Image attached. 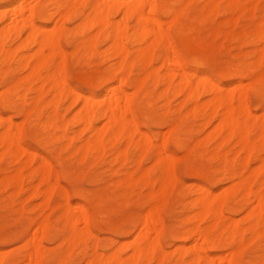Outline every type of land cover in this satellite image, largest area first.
Instances as JSON below:
<instances>
[{
	"label": "rangeland",
	"instance_id": "374dc122",
	"mask_svg": "<svg viewBox=\"0 0 264 264\" xmlns=\"http://www.w3.org/2000/svg\"><path fill=\"white\" fill-rule=\"evenodd\" d=\"M35 1L36 0H33L32 3H34ZM43 1L45 3H46V1L47 2L49 1L48 2V8L50 9V11H52L53 9H54L53 11H55V9L58 10L57 12H55V14H54L55 16L52 18V20L47 23L48 29L54 28L55 26H54L53 20H57L59 23L60 22L59 20H61L60 18L57 19V17H58L57 15H59V11L63 12L64 10H66L64 8L65 7V0H61V2H60L61 4H56V6H58V8L53 7L55 5L50 3V0H43ZM127 1H129V0H127ZM167 1H169L168 4H167L166 0H164L163 3L165 2V4L168 6L167 7L165 5L167 8L174 9L173 14L172 13L170 15L167 14L163 8L164 6L161 9L160 6L163 3L159 2V9H158L157 15L162 20H164V25H163L164 27L166 26V24H167V26H169V28H167V26H166V28L168 30L167 32H166V28H164V29L166 32L165 33L166 36H167V33H168V35L170 34L168 36L170 42L169 43H168V41L164 42V39H163L162 42L157 45V47H156V55L157 56H155V58H154V61H153L154 67L153 68L156 70V72L160 71L161 74L165 75V78H166L168 76L167 74L171 73L168 70L171 68V66H170V68H168L169 66H167V67L162 66V63H163L162 56L165 54V52L167 54V51H168V53L170 52L169 55H171V54L173 55V53H174L173 51L176 50V53H174V55L181 56L183 61H185V63L188 66L187 69H188L189 73H191V71L195 72L196 70L199 71L200 73L205 72L206 74H209L211 81H214V82L217 81V84L220 82L221 84L220 83L218 84L220 93H219L218 89H216V86L218 87V85H216L214 88V85L213 84L210 85L209 84L210 82H208L207 85H209V86L206 85V87L200 89V91L202 89L203 90H202V92H199L200 95L198 96V99H196V98H195V100L189 99V98L184 99L183 95H185V93L178 91L179 89H177V88H179V85L175 89L176 85L174 86V84H172L174 82L177 84H178V82L180 83V81H179L181 79L180 72L182 73V71H181L182 69L180 70L177 67H175V70L177 69L176 71L173 69L174 72H172L171 75H173V73H174L175 76H173V78L171 77L172 79H170L171 80L170 83H168V82L166 83L164 76L161 77V75H159L160 74V72H159V73L155 74L152 77V79L147 81L144 88H142L139 91L138 90L134 91V90H136V89H134V88H136L135 84L139 80H141L142 73H145L144 71H146L144 68L149 67V66L145 65L137 57H136V59L134 57L135 60L133 58H132V60H133V63H135V64L132 65L133 66L132 70L128 76L127 81H125V83L122 80L124 75L122 74L123 76H120L121 73L120 74L118 73L116 76H114V75L112 76V74H110V76H108L110 73V70L115 65V61H117L115 56L114 55L111 56L112 53L108 50V48H110V43L105 38H103V36H99L98 38L96 37L97 39L94 38L95 39L94 40L95 41V47L97 48V50H100V51L94 52L96 50V48L93 47V51L91 50L90 52H88L90 54L86 53L85 55H83V53L81 52L82 54L80 53V54H78V56H76V55L73 56V54H75V52H74L75 51V49H74L75 44H77L76 43L77 41L81 40V33L78 31V28L76 29V25L78 26L81 19L76 18V20H75V18H71L73 21H69L68 19H65L63 21V19H62L63 23H61L60 25L63 26V24H64V28H65L66 32H65V34H63L60 37L59 42H60L61 47L64 49V51L67 52L66 56H65L66 68L64 69L65 70L64 75L67 79L68 85H70L69 87L73 88V91L77 90V91L81 92L83 95H87V94L92 93V94H95L96 96H99L100 98H103L104 94L106 92L105 89L108 88V86H110L112 84L114 85L116 82H117L116 84H118L119 80L122 81V84L120 83L116 87L121 86L123 89H126V91L130 90V91H128L129 93H133V92L135 93L136 92L135 94L134 93L132 94V97L134 98L133 108H132V111H130L131 114L128 113L129 115L127 114V116L129 117L130 115H133V117H134L133 120L137 121V124L140 128V131H135V133L133 134V141L131 143H129L130 140L128 138L121 139V141L120 140H111L109 144L105 143V144H108V146L105 145V150H103V153H101V155L102 154L103 155L102 156L100 155L101 157L99 156L100 158H98L97 155H89V156H91V159L89 156H87L85 159H83L81 157L80 153L78 152L79 148L75 152H73L74 150H72V149H74L75 146L80 145L84 139L88 140V137H90V135H91L89 133L90 130L85 128L84 126H82L84 123H82V122L80 123L77 121H75V123L72 122V119H73L74 114H75V110L77 111V109H78L77 107H79L80 104L82 106V103H83L82 99L83 98L79 99V100L72 99V97H71L72 95H67L68 92L66 91V93H65L66 96L64 95L63 97H61V99H59L60 101H58V106H57L58 109H55L56 108L55 105H57V104L53 105L54 103H51V100L54 96L52 95L53 93H49V92H52V91H50V87L48 85L49 83H51L49 81L46 83V86H45L46 92L43 95V97H44L43 100L41 101V103L44 102V105L46 104L45 102L48 101L47 106L46 107L42 106L41 110L38 108L36 111V114H34V118L32 120H26L25 119L24 122L22 123V120L24 119V118H22V116L24 115L21 112L22 108H28L29 107V104L31 102L29 99L32 100L34 97V95H32V94H36L37 89L43 85V83L41 81H39V80L35 81L34 80L35 82L32 81V84L30 85L31 88L26 91L28 93V96H32V97H28L27 101H30V102H23L22 103L21 101H19L17 106L7 107V108L4 107L5 109L3 108V105H0V113L4 117L10 115L11 117L10 116L9 117L13 118L14 121L16 122V125H15L16 129H14V132L16 130L19 131L16 126L21 125V123L23 124L22 128L20 129L21 133L19 134L18 132H15L16 136H18L20 138L18 139V137H17L15 139V140H17V142L14 140V142H15L14 148L16 146V143H17V145L18 144L21 145V146H19V145L17 146L18 147L17 150L22 151V150H24L25 147L27 148V150L25 148V150L27 152L26 151L23 152V155H19L21 153V151L20 152L17 151L18 154H16L15 156L14 155L11 156L12 154L10 155L9 153H7L9 155L6 156V155H4L6 153L3 154V152H4L3 147L0 146V154L1 155L3 154L2 157L0 155V188H1L0 189L1 190L0 191V253L1 254L3 253L2 256L4 255V253H7V255L5 254L6 256L4 255L5 259L3 260L2 264L8 263L7 259H6V258H9L8 255L12 256L8 259L10 261L8 264H11V262H13V261H15V264L16 263L21 264L22 262L24 263V261L27 259V257H25L27 255V254H25V252L28 250V252L30 253L33 250V248H32L33 243L31 242L32 245L30 246L31 243L27 242L28 240H25V238H27L28 236L29 237L31 236L30 238H32V236L36 233V231H35L36 224L37 223L39 224V225L37 224V228H38L41 224H43L44 221H42V220L44 218H47V219L50 218V219L48 220L49 222L45 221L47 223L46 234H43V236H42V232H40L41 235L38 233V236L39 235L42 236V241H41L42 244H45L44 245L45 248L43 249V255L45 256V259H43L44 256H42L41 262H39L40 264H61L63 262L62 260H64V262H66V264H98L99 261H101V263H102V260L104 258L107 260H103V264H104V262H105V264H108V263L109 264H138L139 262H140L139 264H142V262L139 261L138 259L132 258V253L134 252V250L132 251L133 248H132L131 244L133 245V240L135 241V239H137L136 238L137 237L136 231H138V233L140 232V230L142 228V223H143L142 220L144 219L145 215H148L147 214L148 212L149 213H151V212L155 213V215L159 218V220H161L159 223L163 222V224L162 223L161 224L164 226V231H165L163 233L162 237L160 238V246L162 245L161 248H164V251H166V252L162 253L163 252L162 249L160 250V248H158V251L159 250L162 251L161 253L163 256L161 254L158 255V251H157L152 256V258L150 256V263L151 264H159L158 261H160V259L158 257L164 258L161 261L162 263L160 262L161 264H193V260H194V258H196V256H200V259H201V261H203V263H205V260L207 261V259L210 258L209 257L210 255L212 257V254H214L213 256H216V254L219 255V253H222L226 256H230V254L232 253L231 251H234L233 250L234 248H233V246H231V244H230L231 247L228 245L229 244V238H228V243L225 242L227 240H226V237H224V235L227 233L226 235L228 236V233H229L230 229H232V227H234V228L238 227L236 229H232V230H234V233H231L232 235H230L231 236L230 239L233 238L232 241H235V244H237V242H238V247L242 246L241 247L242 249L240 248L241 249L240 260H241L242 264H249V262L251 264L252 263L253 264H264V230H263L264 224L262 223L261 225L257 226L256 228H253L254 226H253L252 222H254V221H252V219H250L248 217L249 212L253 211V209H255L257 206L256 204L258 203L255 190L256 189L261 190L260 186H264V179H263L264 178V169L262 170L263 172L258 174V176L256 174H253L254 172L252 170H250V167H251V169L253 168V170H254L257 167L262 165L261 160L263 159L264 152H261V151L264 150V143H263V139H260V137H258V135H259V133L261 134V125H262L261 121L263 120L264 116L262 114H260V116L257 117L258 120L255 119L256 117H253L254 118L253 120H255V122H254L255 126L253 128L252 125H254V124L250 125V126H252V128L249 130L250 141L252 140L251 138L255 139L256 141L252 140L253 142H256V143H254L255 147L259 146L258 148L254 149V150H256V151L258 150L259 152H261V153H258V151L257 152L254 151L253 157H254V155L260 154V156H256L259 159L256 157H255L256 160L252 158L251 160L248 161L250 164L248 166H245L246 161H247V154L245 151H244L245 153H243L242 148L239 149L240 143L237 142L238 144H236L234 142V140L237 137H231L230 139H228V140L226 139V141L223 142L221 139L222 138L224 139L225 137L216 136L213 134L214 133L213 130L215 128V126L213 127V125L218 124L217 121L219 119L218 118L219 117V111L223 108L225 110V107L223 106L221 108L216 109L217 112L214 111L215 113L212 116V115H210V113L213 114V112L208 111L210 109V107H212V105L207 106V107H205V105L204 106L202 105V103L206 102V100L212 99L214 97L213 94H217V91L219 94H221L224 91L226 93L227 90H235L234 84L236 82H238L239 78H240L241 79L240 81L242 83H244V85H245L244 87L247 88V94H248L247 101H248V105H249L251 112H255V113L257 112V114L254 113L255 116L259 115V113L262 112L261 106L264 104V89H263L264 88V86H263L264 85V76L262 78L263 80H261L263 82L261 83V81H260V84H259V86H261V87H259L260 88L259 92L262 93V95L259 92H258L259 95L257 92H254L253 88L251 91V87H253L252 85H254V84H252L254 81L252 78V75L257 77V76H259V75H257V73H260L261 70L264 72V65L261 66L264 63V59H263V57H264V39H262V38H264V34H263L264 33V24L261 23V22H264V0H240L241 4L238 2L240 4L239 6L237 3L238 0H236V1L234 0L235 1L234 3L235 4L237 3L236 4L237 6L235 4H230V3L227 4V2H228L227 0H215L216 4L218 3V5H216L217 7L214 6L215 8L213 7L214 10L211 6H210L211 8L209 6H206V5H209V4H207L208 3L207 0H205V1L204 0H191L188 4H186L187 6L185 8L183 7L185 9L184 12L182 11L183 8H181L180 5H183L182 3H185L186 0H167ZM171 1L172 2L175 1V3H172ZM161 2H162V0H161ZM90 3H92V0ZM62 5H64V6H62ZM184 6H185V4H184ZM218 6H219V8H218ZM231 6H233V7H231ZM234 6L236 7V9L232 10L233 8H235ZM7 7H10L8 5V1L0 0V10L1 9L3 10L5 8V10L9 11V13H8V15H9L11 12V7H10V9L9 8L6 9ZM166 7H165V9H166ZM208 8L212 9L213 12L210 11V9L207 10ZM147 9L149 11V8H147ZM82 10L85 13H88L87 10L90 11L89 6L88 7L86 6V8L84 7ZM200 11H201V13H200ZM215 11H216V13H215ZM114 12H112L114 16L111 14L112 15L111 18L114 19V21H117V20H120L121 18H123V16L120 15L122 11H117V12H115L116 14H114ZM174 12L178 13V14H180V12H181V14H180V16H178V20L172 24L170 21H173V15L175 14ZM11 14H10V16L7 15L5 18L0 17V26H2V27L5 26V24H3L4 21H6V22L8 21L7 24L9 22H11V21H9V19L12 18ZM165 14H166V16H165ZM183 15H184V17H183ZM167 18H168V20H167ZM36 20H39L38 17H36ZM165 20L167 21L166 23H165ZM120 21H122V20H120ZM77 22H78V24H77ZM125 23L126 24L128 23L127 24L129 26L128 29H129V32L131 34L133 31L132 30L133 28H131V27L136 24L135 17L128 18ZM255 23L258 26H259L258 23H260V26L263 27V30L261 32L259 31L260 28L257 27V25ZM152 26L155 28L157 27L154 24ZM254 26H256V29L259 28V30H256V31L260 32L259 35L261 36V38L259 36L257 40L254 39V41H253V37L256 38L255 36L257 34V32L256 33L254 32L255 31ZM130 28H131V31H130ZM0 29H2V28H0ZM75 29H76V31H75ZM17 30H18V32L15 35H17L18 33H20V34H18L19 37L16 36L15 39H13V37H12L15 30H13L14 32L11 31V33L6 35V39H7L6 43L9 41L8 43H9V46L11 48L12 47L14 48V46H16V45L18 46V44H19L18 42H19L21 36H23V38H24V36L26 35L25 34L26 32L19 31L21 29L18 28ZM178 30H179V33H178ZM68 32H70L72 34V36L69 34V37L66 38L67 37L66 34L68 35ZM73 32L75 33V36H76L75 38L73 37V35H74ZM97 32H98V28H91L88 31L87 35L89 34L90 37L91 36L94 37L97 34ZM261 33H262V35H261ZM130 34H129V36H130ZM241 35H242V37H241ZM251 35H253V37ZM248 36H250V37H248ZM251 37H252V39H251ZM72 38L74 41L72 40ZM165 38L168 39L167 37H165ZM69 39H71V40H69ZM133 43L135 45H133ZM164 43L169 44L168 47H170L169 48L170 51H169V49H167L168 47L166 48L167 45L165 47L163 46ZM125 44L126 45L128 44L127 46L129 48L132 46L135 47L136 45H138L135 42V40H133L131 37H130L129 41L127 39H125ZM9 46H7V47L9 48ZM35 47H36V45L33 44L30 47V49L35 50L34 49ZM99 47H100V49H99ZM172 48H173V51H171ZM73 49H74V51H73ZM255 49L257 51L259 50L258 51L259 53L255 52L256 51ZM245 51H247V52H245ZM97 52H99V53H97ZM260 53L261 54L263 53L262 54L263 57H261V58H260V56H261ZM104 54H105V57L107 55L108 56L106 58H104V56H103ZM193 54H194V56H193ZM245 54H247V56H249V57H247ZM259 54H260V56L258 58ZM82 55H83L84 59H83V57L79 58V56H82ZM87 55L88 56L91 55V56L88 57ZM133 56H136V55H134V51L132 52L131 57H133ZM100 57H103L104 59L100 58ZM163 57H165V56H163ZM256 58H258V60L263 59V61L260 64H257L258 60ZM51 60H52V62L50 63L51 65L48 64V66H46V70H49V72L53 68L54 63L57 65L59 59L53 57V59H50L49 62ZM75 60L77 62H79V64L77 62H75ZM83 60H85V62ZM249 60H252L254 62H251L249 64L248 63ZM56 61H57V63H56ZM86 61H88L89 63L87 64ZM138 62H140V63L138 64ZM239 62H240V65H239ZM242 62H243V64H242ZM74 63H75V65H74ZM142 63L145 66L141 65ZM254 64L256 65L255 66L256 69L253 68ZM11 65L13 67V70H15V71H12L13 75L11 74V77H9L10 75L8 76L9 79H18L19 76L21 78V76L26 75V73H27V72H25L26 70H21V68L17 65L16 62L12 61ZM135 66H137V67H135ZM159 67H161V69ZM172 67H174L173 64H172ZM227 67H228V69H227ZM233 67H235V68H233ZM242 67L244 69H242ZM109 68H110V70H109ZM229 68H230V70H229ZM250 69H252L253 71H251ZM46 70L44 69L43 72H45ZM105 70H108V71L105 72ZM233 70H235V71H233ZM244 70H245V72H244ZM166 71H168V72H166ZM49 72L46 71L45 73H49ZM132 72L134 74H132ZM239 72H241L242 74L240 75ZM221 73L223 75H221ZM247 73H248V75H247ZM190 75H189V77H190ZM246 75H247V77H246ZM261 75H263V74H261ZM117 76H119V77H117ZM139 76H140V79H138ZM191 76H193V77H190L192 82L193 81H194V83H195V81L197 82V80H195V79H198L197 75L195 76L196 78L194 77V73ZM104 77H106V78H104ZM109 77H110V79H109ZM103 78L106 80H103ZM135 78H136V81H135ZM158 78H160V79H158ZM167 78L169 79V76ZM2 79H3V75H2V77L0 76V80H2ZM137 79H138V81H137ZM168 79H167V81H169ZM102 80L104 81V83H102L103 82ZM133 80L135 81V83L133 82ZM128 81H130V82H128ZM160 81H162V82H160ZM153 82L155 84H157L156 87L154 85L155 88H153ZM148 83H151V84H148ZM250 83H251V85H250ZM127 84H128V86H127ZM168 84H171V86L170 85L168 86ZM113 85H112V87H113ZM220 85L222 86V88ZM28 86H29V84H28ZM167 86L171 87V88L168 89V94L166 95V93L164 91H166ZM148 87L150 88V92L148 89L145 90ZM32 88H36V89H32ZM162 88L165 90H163ZM2 89H4V87L0 86V92ZM68 89H70V88H68ZM170 89H171V91H170ZM209 89L210 90L212 89L213 91L212 90L210 91ZM215 89L217 90L216 93L214 91ZM222 89H223V91H222ZM239 89L240 88L236 89L237 93L240 90L242 91V89H240V90ZM33 90H35V91H33ZM204 90H205V92H208V93L203 95ZM243 90H244V88H243ZM21 91L25 92V89L21 90ZM143 91H147L146 92L147 95ZM161 92L165 93L164 96H163V93H161ZM170 92H174L175 95H172L174 93L170 94ZM160 93H161V95H160ZM225 93H224V95H225ZM237 93H235L236 97L239 96V93H238V95H236ZM142 94H145V96H143L141 98ZM147 96H149V98ZM236 97H234V100H233L235 107L238 105V100H239V98L238 97L236 98ZM65 98H66V100H65ZM73 98H77V96L74 94ZM170 98H172V99H170ZM138 99L140 101L141 100L142 101L137 102ZM183 99L186 101H184V103L182 105ZM145 100L146 101L149 100L150 101L149 103H152V105L150 106V104L146 103ZM73 101L76 103L72 104ZM167 102H169V103L167 104ZM55 103H57V102H55ZM140 104H143V105H140ZM164 104H165V106H164ZM200 104H201V107L203 106V107H205V109L203 107L202 108L204 110L200 108L201 114H197L196 111L198 113L200 112L198 110V106ZM139 106H141V107H139ZM59 107L62 109H59ZM217 107H218V105H217ZM8 108H10V109H8ZM141 108H142V110L140 111ZM166 108H169V109L165 112L164 109L166 110ZM186 108H187V110L185 111ZM195 108H197V109H195ZM213 108H215V106ZM193 109H194V112H193ZM39 110L41 112H39ZM55 110L59 111L60 114L68 120V122H67V120H65L64 117L60 116L59 114H58V116L61 117V120H60L61 123H63V122L64 123L61 124L60 121L58 122V119H59V117L57 116L58 112L56 113ZM143 110H145L144 111L145 113L143 112ZM184 111H185V113H184ZM190 111H191V113H193L192 115H194V116L191 115L193 118L189 117ZM182 112H183V114H182ZM220 112H222V110ZM53 113H55L57 118L54 117L55 115H47V114H53ZM239 114H240V112H239ZM36 115H38L39 118H37ZM145 115H147V117ZM261 115L263 117H261ZM131 117L132 116L129 117L130 120H132ZM241 117H243V114L241 115ZM249 117H248V119H250ZM178 118L180 120H177ZM4 119H9V118L5 117ZM47 120L53 121V123H52V126L50 125V127H48V128L46 125V127H45L46 130H45V128H43V127L45 126V124L48 123ZM100 120H102L103 124L100 123ZM100 120L98 119L97 122L95 120V125L99 124L100 126L99 125H96V126H99L100 129H103L106 119L100 118ZM146 120H148V123ZM35 121L39 122V123H35ZM6 122H7V120L1 121V123H0V127H1L0 128V134L2 133V131L5 130V127H3V126L9 124ZM18 122H20V124L17 125ZM66 122H67V124H66ZM174 122L176 124H173L174 125V127H172L173 129L172 130L170 129L171 131H169V125L171 126L172 123H174ZM41 123H43L44 126L41 125ZM166 123H168V124H166ZM251 123H252V121H251ZM1 124H2V126H1ZM60 124H61V126L63 125L62 127L64 128V131H63V129H61L62 127L60 126ZM54 125H55V127L58 126V128L54 129V127H53ZM67 126H68L69 130H68V128H65ZM82 128L84 129V131L82 130ZM131 128H135V127H133L131 125ZM43 129H44V131H43ZM185 129L186 130L188 129L189 132L188 131L186 132ZM258 129H259V131H258ZM142 130H143V132L146 131V133H148L151 136L152 143L155 141L154 142L155 145H154V143L151 145L150 140L143 145V132H141ZM48 131H49V133H47ZM81 131H82V133H81ZM162 132H164V133H162ZM250 132H251V134H250ZM17 133L19 135H17ZM65 133H67V134H65ZM152 133L154 134V136ZM49 135H50V137H49ZM52 135L53 136L55 135L56 139ZM65 135H67V138H64V137H66ZM68 135H70V137H71V138L69 137L70 140L68 138ZM75 135H76V138H75ZM163 136H165L166 138H163ZM174 136L175 137L180 136L179 139H180V141L182 139L183 145L178 144L175 141V138L173 139ZM153 137L156 138L157 140H155ZM196 138H198V139H196ZM66 139H68V141ZM125 139L129 140V141L127 140V142L130 145H128V143H126ZM71 140H72V142L69 143ZM195 141L198 142L199 144L195 143ZM252 141H251V143H252ZM67 142L71 146L67 145V147H66L64 144H66ZM85 142H83V144ZM194 143L196 144V146ZM83 144L80 145V147L83 146ZM219 144H222V145L220 146ZM131 145H133L134 147H132ZM163 145L165 146V150L163 149L164 148ZM63 146H65L66 148ZM160 146H162L163 148ZM118 147L119 148L121 147L120 148L121 150H123V149L125 150L127 147L128 148V150L126 149L127 153L124 151V156H123L122 151L117 149ZM106 148H107V150H106ZM152 148L154 150H152ZM181 148H183L184 150H182ZM217 148L220 150V152L218 151ZM112 149H113V151H112ZM155 149H157L156 151H158V149L159 150L161 149L162 152L164 150L165 151V154H163L164 158H165V156L167 158L170 155V153H171V155L174 154L173 156L175 157L174 158L175 161H173V162L175 164L173 163L172 175H170V179H172L173 181L176 180V181H174L175 184L173 182L174 185L172 183H170L172 180L167 184V182H165V180L167 181V179L164 180L165 177L162 178L167 173H166V170H164L165 171L164 172V171H162L163 169H161L164 162H161V163H163L162 165H161V163L156 164L157 162L155 160V156L157 154H154V153H156ZM186 149L190 150V151L188 152ZM29 150L36 151L34 154L35 157H31L33 159V161H31L32 159L29 158V155H31V156L33 155V154H30L31 151L28 152ZM239 150H241V151L239 152ZM214 151H217V152H214ZM236 152L238 153V155ZM69 153H72L71 154L72 156L69 157ZM182 153H183V155H182ZM209 153H210V156L207 157L209 155ZM126 154H128V155L126 156ZM214 154H217V156H214ZM235 154H236V156L234 157ZM41 155H43V157H46L45 163H43V161H42L43 157H41L42 159L39 157ZM79 155L82 159H78ZM115 155H116L117 159L114 157ZM184 155H186V156H184ZM223 155L227 157L224 159L228 160V157L231 158L228 160L229 163H231V164L235 158L233 164L229 166L230 168L227 166L228 161H227V164H226V161L224 162V159L222 158ZM142 157H144V158H142ZM97 158H98V160H97ZM242 158H244V159H242ZM143 159H145V160H143ZM81 160H82V162H81ZM164 160H166V159H164ZM242 160L245 163L244 162L242 163L241 162ZM59 161H60V164H59ZM77 161H79V162H77ZM251 161H253V162H251ZM96 162H97V164H96ZM240 162L242 164H244L243 167L241 166ZM48 163L52 164V165H50L51 171H48V170H50V166H48L49 169L47 171L50 173H49V176H47L48 174H45V175L47 177H49L50 181L56 180L58 178V180H56V181H58L57 185L55 186V188L53 187L54 190L52 188L53 193H51L52 190L50 188L51 184H49L50 181L48 182L49 179L44 178L46 176L42 174L43 170L45 169L43 167V165H46V168H47ZM223 164H225V165H223ZM234 164L238 165V168H236V165H234ZM154 165H155V167H154ZM156 165H158V166H156ZM40 167H43L44 169L40 168ZM140 167H141V169H139ZM163 168H164V166H163ZM194 168H195V170H194ZM39 169H41L42 171H40ZM55 170H56V172H55ZM138 170H140V171L138 172ZM17 171H18V173H17ZM227 171H229V172L227 173ZM242 171H243V173H242ZM40 172H42V173H40ZM239 172L242 174L240 175ZM55 173L58 174V176L56 179H53L56 175ZM149 173H150V175H149ZM41 174L43 177L40 176ZM175 174H176V176H175ZM244 174L247 175V177L246 176L245 177L249 181L247 183V185H249V187H250L249 183L250 182L252 183L251 184L252 193L246 194V196L247 195L249 196L248 200H247V197L245 196V194H244V196L246 197L245 199L243 196H241L242 193H244V192H238V193H236L235 196L233 195L234 197L231 196L230 200H229V206H231L230 208L233 207L232 210H230L228 212L229 206H227L224 208V211H223L224 216H223V214L221 215L224 218L225 214H226V217L228 219H222V217L220 218V216H218L216 218H212L211 217L212 215H209L208 217H206L204 215L201 216L200 211H198V206L197 205L195 206V204H196V202L194 203L195 199H194V201L192 199L195 196H196L195 198H197V196L199 195V194L196 195L200 191V189H198L200 187L196 186L197 184L204 185L205 187L207 186V188L211 189L210 191L212 193H214L213 195L217 196L219 194H222V192H224V190L226 188L230 187L228 185L233 184V186H235L236 185L235 181H238L239 178L244 176ZM237 175H238V177H236ZM171 176H173L176 179H173V177L171 178ZM126 177L127 178L129 177L128 183H131V182L133 183L135 181L132 184V186H131V184L130 185L128 184V186H127V183L124 180L122 183H124V182L125 183L120 186V184H122L121 183L122 180L119 182L118 179L125 178V180H126L127 179ZM145 177H147L146 178L147 180L143 179ZM152 177H153V181H155V182L150 184V182L152 180H148V179H152ZM12 178L15 180L12 181ZM237 178H238V180H236ZM46 179H47V181H46ZM144 180H145V182H144L145 185L143 183ZM116 181H118V183ZM13 182H15L16 188H15V186H13L14 185ZM59 182H60V184H59ZM10 183H13V185ZM50 183H53V182H50ZM165 183H166V185H165ZM18 184H19V187H18V191H17ZM54 184H56V182ZM58 185H61L63 188L64 187L66 188V189L64 188L63 190L67 191L68 194L66 196H68V197H66L64 194H62V193H64V191L62 192V187L59 186V188H58ZM124 185H125V187H124ZM164 185L166 186L165 187L166 189L164 188ZM172 186H173V188H172ZM35 188H38V189L42 188L43 191H41V192H43V193L45 190L46 195H45V193L43 194L44 198L42 197V194L38 189H37L38 190L37 192L36 191L34 192V193H36V195L33 194V191L35 190ZM162 188H164V189H162ZM168 188L171 189L170 192H166L169 190ZM197 190H199V191L197 192ZM39 192H40V195H38ZM256 192H258V191L256 190ZM47 193H49L48 195H52V196H50V200L45 199L47 196ZM79 193H81V194L79 195ZM90 193H92V194H90ZM165 193H166V195H165ZM215 193L217 195H215ZM153 194H155V195H153ZM157 194H159V196H157ZM88 195L90 197L87 198ZM65 198L71 199L74 204H77L75 202L82 204V209L80 206L76 207V209L77 208L81 209V212L79 211V213H82L83 210L87 211L89 213V215L91 216L92 220H91L89 230L86 227H84V223H83L84 220H81L83 222L78 224L80 231L82 228H85L86 230L89 231V232L85 231L87 235L90 233V230H91V233L93 232L92 237L90 235H89L90 237L85 236L86 234L82 235V237L83 236L86 237L84 242L87 243V245L85 243H83L82 241H78L82 238L76 239V242L74 241V243L76 245V246L74 245L75 248L73 247L72 241L70 242L69 247L67 246L68 248L65 247V244L67 245L69 243L68 241H70V239H69L70 237L68 238L69 240H66V243L62 242L65 240V238L63 240V236L64 237L66 235L68 236V233L72 232V230H71L72 228L70 226H68V224L71 225L69 220L71 217L70 213H72V210L67 212V214H66L64 212L65 210L63 211V209H62L65 205L63 202L66 200ZM84 198H87V199H84ZM101 198H103V199H101ZM61 199H62V201H61ZM192 201L194 204H191ZM244 201H245V203H244ZM46 203H47V205H46ZM95 203H96V205H95ZM241 203H242V206H240ZM45 205H46V207H45ZM55 205H56V207H55ZM190 205L195 206V208L190 206ZM246 205L248 207H246ZM158 206L161 207V208L159 207L160 210L157 208ZM51 207H53V209ZM156 208L159 211L158 214H157V211L155 210ZM234 208H235V210H234ZM238 209H239V211H238ZM196 210L198 211V213H200V216L202 218L200 216H198V213ZM61 211H63L65 214L63 215ZM59 215H62V216H59ZM151 215L155 216L153 214H151ZM185 215L186 216L189 215L190 218H188V217L186 218ZM157 217H154V218H157ZM199 217L201 218V220ZM204 217H205V219H204ZM209 217H211V218L209 219ZM184 218L187 220L189 219L188 222ZM217 218H218V220H217ZM219 218H220V220H219ZM229 218L230 219L235 218V220H238V222L236 221V224H235L234 223L235 220L234 221L233 220L228 221V220H230ZM215 219H216V222H214ZM182 220L184 222H182ZM217 221H218V223H217ZM65 223L67 224L66 226H65ZM134 223H136V224L134 225ZM215 223L217 225L221 224V225H219L220 228L215 229V227H214V228H212L213 229L212 230L209 226H211V225L215 226ZM232 223H234V224H232ZM237 223L238 224L240 223L239 224L240 226H238ZM229 224L231 226L228 228L227 227L225 228V225L228 226ZM234 225H237V226H234ZM135 226H137V227H135ZM139 226L141 228H139ZM219 226H217V227H219ZM221 226H223L225 228V230H228V232H226L223 228L222 230H224L225 234L222 233V235H221V233H219V232H222L220 230ZM241 226H243V227L241 228ZM117 227H118V229H117ZM196 227L201 229L199 232L204 230L203 232H201L204 235L207 233L209 234L208 231L212 230L211 231L212 236H211V233L209 234V236L212 239H214L216 236L214 241H216V239L218 240V238H219V240H218L219 242L216 241L217 244L212 245V246L216 245L214 247V249H213V247H210L211 245L209 246V245L205 244V240H202L203 236L201 235V233H198V228H196ZM208 227L211 230L205 231V229L207 230ZM193 228L196 230H193ZM243 228H244L245 232H244V234H241L240 230L243 231ZM85 229H83V231ZM188 229H189V231H188ZM256 229H257L256 232H258V235H260V236H258L257 233L255 232ZM130 230H133V231H130ZM182 230H184V231L182 232ZM232 230L230 232H232ZM152 231L155 233H153ZM85 232H83V233H85ZM127 232H128V234L125 235ZM129 232H130V234H129ZM189 232H191V233H189ZM205 232H207V233H205ZM253 232L257 236L254 235ZM119 233L121 236L119 235ZM156 233H157L156 231L151 230L150 234H153V236H154ZM195 233L196 234L198 233L201 236L198 234L196 235ZM177 234L178 235L180 234V236H178V238H179L178 240H177V236H176V238L174 236ZM69 235H71V233H69ZM134 235H135V237H134ZM182 235L183 236L186 235L187 239L183 240L181 238V237H183ZM195 235H196V237H195ZM219 235H220V237H218ZM234 235L236 238L232 237ZM238 235H239V237H238ZM241 235H242V240H243V241L241 240L242 242H240ZM155 236H157V234ZM155 236L153 238H156ZM197 236H198V239L197 240L194 239V237L197 238ZM29 237H28V239H29ZM84 237H83V239H84ZM87 237L89 238V240ZM131 237L134 239H132ZM171 237H173V238H171ZM188 237H190V238H188ZM237 237H238V240H237ZM222 238H224V239H222ZM39 239H40V237H39ZM152 239L150 238V242L153 244L154 241H152ZM153 240H155V239H153ZM223 240H224L225 244H222L223 246L219 245V243L223 242ZM77 241H78V244H76ZM196 241L200 244H198ZM203 241H204V243H203ZM26 242H27V244H26ZM129 242L131 243L130 245H129ZM177 243H178V245H177ZM182 244L183 245L185 244L186 248L188 249L187 250L188 252H187L186 256H184V257L182 255H185V254H181L179 252V248H178ZM195 244H197L198 246ZM201 244L203 245L202 247L204 249H206L205 251L201 248ZM61 245H62V249H60ZM126 245H127V247H126ZM24 246H27V247L24 248ZM130 246L132 249L130 248ZM195 246L197 247V249L195 248ZM206 246H208V247H206ZM221 246H222V249H221ZM121 247H122V249H121ZM65 248L67 250H65ZM95 249H97L99 251V253H95V251H97ZM61 250L63 252H61ZM64 250H65V252H64ZM201 250H203V251H201ZM22 251H23V253H22ZM130 251H132V253ZM117 252H118L119 256L118 255L116 256ZM20 253H21V255H20ZM198 253H200V254H198ZM204 254H205V257H203ZM257 254L259 255V257L257 256ZM68 255H69V257H68ZM155 255H156L157 259L154 258ZM98 257L100 259H102V258L103 259L98 261L97 260ZM46 258H47V260H46ZM202 259H204V260H202ZM5 260H6V262H5ZM166 260L168 262H166ZM16 261H18V262H16ZM27 261L29 262V259H27ZM45 261H47V262H45ZM58 261H61V263ZM110 261H111V263H110ZM252 261H254V262H252ZM106 262H108V263H106ZM226 262H227V260H224L221 264H226ZM12 264H14V262Z\"/></svg>",
	"mask_w": 264,
	"mask_h": 264
},
{
	"label": "bare ground",
	"instance_id": "6f19581e",
	"mask_svg": "<svg viewBox=\"0 0 264 264\" xmlns=\"http://www.w3.org/2000/svg\"><path fill=\"white\" fill-rule=\"evenodd\" d=\"M5 1H8V5L11 7V12H10V14H11V19H9V21H11V22H9L8 24H7V22L6 21H4V23L3 24H5V26L4 27H2V26H0V28H2V29H0V76L2 77V75H3V79L2 80H0V86H3L4 87V89H2L1 90V92H0V105H3V108L4 107H15V106H17V104H18V102L19 101H21L22 103L23 102H30V104H29V107L28 108H22V110H21V112L24 114L23 116H22V118H24L23 120H22V123L24 122V120L26 119V120H32L33 118H34V114H36V111H37V109L39 108L40 110L42 109V106H44V107H46L47 106V104H48V101L47 102H45L46 104L44 105V102H42L41 103V101L43 100V95L45 94V92H46V89H45V86H46V83L47 82H51V83H49L48 85H49V87H50V91H52V92H49V93H53L52 95L54 96L53 98H52V100H51V103H54L53 105H55V104H57V105H55L56 106V108L55 109H58V101H60L59 99H61V97H63L64 95L66 96V91L68 92L67 93V95H72L71 97H72V99H76V100H79V99H82V106H81V104H80V106L79 107H77L78 109H77V111L75 110V114H74V117H73V119H72V122L73 123H75V121H77V122H82V123H84L82 126H84L85 128H87V129H89L90 130V137H88V140L87 139H84L83 141H82V143L80 144V145H82L83 144V142H85L84 144H83V146H81L80 147V145H77V146H75L74 147V149H72V150H74L73 152H75V151H77V149H78V152L80 153V155H81V157L83 158V159H85L87 156H89V155H97V157L98 158H100L102 155H101V153H103V150H105V145L106 146H108V144L110 143V141L111 140H120L121 141V139H124V138H128L129 140H130V142L129 143H131L132 141H133V134L135 133V131H140V128H139V126H138V124H137V121L136 120H133L134 119V117H133V115H130V116H132L131 117V119L132 120H130L129 119V117L127 116V114L129 113V114H131L130 113V111H132V108H133V100H134V98L132 97V94L134 93H129L128 91H130V90H128V91H126V89H123L121 86L119 87H116L117 85H119L120 83L122 84V81H120L119 79V82H118V84H112L113 85V87H112V85H110V86H108V88H106L105 90H106V92H105V94H104V97L103 98H100L99 96H96L95 94H87V95H83L81 92H79V91H73V88H71V87H69L70 85H68V82H67V79H66V77H65V68H66V58H65V56H66V53L67 52H65L64 51V49L61 47V45H60V37L63 35V34H65V32H66V30H65V28H64V24H63V26L62 25H60L61 23H63V21L65 20V19H68L69 21H73L71 18H75V20H76V18L77 19H81V21L79 22V24H78V22H77V24H78V26L76 25V29L78 28V31L81 33V40H79V41H77L76 43L77 44H75V51H74V49H73V51L75 52V54H73V56H78V54H80L81 52L83 53V55H85L86 53H88V52H90L91 50L93 51V47H95V39H97L99 36H103V38H105L109 43H110V48H108V50L112 53L111 54V56L112 55H114L115 56V58L117 59V61H115V65L113 66V68L110 70V68L112 67H110L109 68V70H110V73H109V75L108 76H110V74H112V76L114 75V76H116L118 73L120 74V76H123V82L125 83V81H127V79H128V76H129V74H130V72H131V70H132V65H134L135 63H133V60H132V58L134 59V57H135V59H136V57L139 59V60H141L145 65H148L149 67H146V68H144L146 71H144L145 73H142V78H141V80H139L138 81V79H140V76L138 77V79H137V83L135 84L136 85V88H134V89H136V90H134V91H139V90H141L142 88H144V86L146 85V83H147V81L148 80H150V79H152V77L155 75V74H157V73H159V72H156V70L153 68L154 66V64H153V61H154V58H155V56H157L156 55V47H157V45L158 44H160L161 42H162V40L164 39V42H167L168 41V43L170 42L169 41V35H168V33H167V36L165 35V33L168 31L167 30V28H169V26H167V24H166V26H167V28H166V26L164 27L163 25H164V20H162L158 15H157V12H158V9H159V2L160 3H163V1L164 0H162V2H161V0H129V1H127V0H92V3H90L91 2V0H65V9L66 10H64L63 12L62 11H59V15H57L58 17H57V19L58 18H60L61 20H59L60 22L58 23V21L57 20H53V23H54V28H51V29H48L47 28V23L49 22V21H51L52 20V18L55 16L54 14H55V12H57L58 10L57 9H55V11H50V9L48 8V2L46 1V3L43 1V0H36L34 3H32L33 2V0L31 1V0H5ZM31 1V2H30ZM188 1V2H187ZM191 0H186V2L185 3H182L183 5H180V7L181 8H185L187 5L186 4H188L189 2H190ZM205 1V0H204ZM228 2H227V4L228 3H230V4H235L234 2L236 1H234V0H227ZM61 2V0H50V3H52V4H54L55 6H53V7H57L58 8V6H56V4H61L60 3ZM166 2H167V4H168V2L169 1H167L166 0ZM172 2V1H171ZM170 2V3H171ZM207 4H209V5H206V6H211L212 8L214 7V6H216V5H218V3L216 4V2H215V0H207ZM240 3V0H238L237 1V3ZM172 3H175V1L174 2H172ZM236 3V4H237ZM238 3V6L241 4H239ZM164 4V5H163ZM160 7H161V9H162V7L164 8V10H165V12L167 13V14H173V10L174 9H170V8H167L168 6L165 4V2L163 3ZM184 4H185V6H184ZM235 4V5H236ZM167 7H166V6ZM62 6H64V5H62ZM86 6L88 7L89 6V9H90V11H88L87 10V12L88 13H85L82 9L85 7L86 8ZM205 6V7H206ZM237 6V5H236ZM10 7H7L6 9H10ZM165 7H166V9H165ZM210 7V8H211ZM217 7V6H216ZM231 7H233V6H231ZM235 7V6H234ZM62 8V7H61ZM147 8H149V11H148V9ZM183 8V12L185 11V9ZM210 8H208L207 10H209ZM215 8V7H214ZM214 8H213V10H214ZM218 8H219V6H218ZM255 8V7H254ZM160 9V10H161ZM176 9V8H175ZM178 9V8H177ZM203 9V8H202ZM232 9V8H231ZM234 9H236V7L235 8H233L232 10H234ZM239 9V8H238ZM256 9V8H255ZM116 10V11H115ZM206 10V11H207ZM117 12V11H122L121 12V16H123V18H121L120 20H122V21H120V20H117V21H114V19H112L111 17H112V15H113V13L112 12ZM163 11V10H162ZM210 11H212V9H210ZM28 12V13H27ZM114 12V14H116ZM208 12V11H207ZM213 12V11H212ZM222 12V11H221ZM230 12V11H229ZM8 13H9V11L8 10H5V8L2 10H0V17H2V18H5L7 15H8ZM148 13V14H147ZM175 13V12H174ZM200 13H201V11H200ZM209 13V12H208ZM207 13V14H208ZM211 13V12H210ZM215 13H216V11H215ZM214 13V14H215ZM2 14V15H1ZM10 14L8 15V16H10ZM112 14V15H111ZM180 14H181V12H180ZM180 14H178V13H175L174 15H173V21H170L172 24L173 23H175L177 20H178V16H180ZM212 14V13H211ZM114 16V15H113ZM165 16H166V14H165ZM36 17H38V19L39 20H36ZM131 17H135V21H136V24L135 25H133L131 28H133L132 30V33L130 34V32H129V26L125 23L126 21H127V19L128 18H131ZM170 17V16H169ZM183 17H184V15H183ZM186 17V16H185ZM202 17V16H201ZM62 19H63V21H62ZM165 19V18H164ZM67 20V21H68ZM116 20V19H115ZM126 20V21H125ZM167 20H168V18H167ZM57 21V22H56ZM125 21V22H124ZM259 21V20H258ZM57 24H56V23ZM167 21L165 20V23H166ZM179 22V21H178ZM182 22V21H181ZM201 22V21H200ZM199 22V23H200ZM155 25V26H157L156 28L155 27H153L152 25L153 24ZM261 23H263L264 24V22H261ZM7 24V25H6ZM56 24V25H55ZM76 24V23H75ZM152 24V25H151ZM171 24V25H172ZM256 24V23H255ZM254 24V25H255ZM259 24V26L257 25V27H259L260 28V30H259V28H257L256 29V26H254L255 28H254V32L256 33L257 32V34H256V38H254L253 37V35H251L252 37H253V41H254V39L255 40H257L258 39V37L260 36L259 35V33L263 30V27H261L260 26V23H258ZM170 25V26H171ZM262 25V24H261ZM69 26V25H68ZM176 26V25H175ZM50 27V26H49ZM21 29V30H19V31H23V32H26L25 34V36H24V38H23V36H21V38H20V40H19V44H18V46L16 47V46H14V48L12 47H10L9 46V41L6 43V35H8L9 33H11V31H13V30H15V32L13 33V39H15V37L17 36V37H19V35L18 34H20V33H18L17 35H15L17 32H18V30L17 29ZM91 28H98V32H97V34L93 37V36H91L90 37V35L88 34L87 35V33H88V31L91 29ZM131 28H130V31H131ZM164 28H166V32H165V29ZM174 28V27H173ZM69 29V28H68ZM76 29H75V31H76ZM89 29V30H88ZM17 30V31H16ZM73 30V29H72ZM175 30V29H174ZM256 30H259V31H256ZM74 31V32H75ZM176 31V30H175ZM73 32V37L75 38L76 36H75V33ZM78 32V33H79ZM253 32V31H252ZM79 33V34H80ZM178 33H179V30H178ZM183 33V32H182ZM69 34L72 36V34L70 33V32H68V35L66 34V38H68L69 37ZM129 34H130V36H129ZM133 34V35H132ZM184 34V33H183ZM253 34V33H252ZM264 34V33H263ZM236 35V34H235ZM258 35V36H257ZM261 35H262V33H261ZM65 36V35H64ZM167 37L168 39H166L165 37ZM244 36V35H243ZM97 37V38H96ZM130 37L133 39V40H135V42L138 44V45H136L135 47H128L126 44H125V39H127L128 41L130 40ZM180 37V36H179ZM241 37H242V35H241ZM248 37H250V36H248ZM252 37H251V39H252ZM95 38V39H94ZM102 38V39H103ZM260 38H261V36H260ZM17 39V38H16ZM262 39H264V38H262ZM66 40V39H65ZM69 40H71V39H69ZM72 40H73V38H72ZM101 40V39H100ZM166 40V41H165ZM249 40V39H248ZM74 41V40H73ZM102 41V40H101ZM100 41V42H101ZM128 43V42H127ZM254 43V42H253ZM36 45V47L34 48L35 50H31L30 49V47L32 46V45ZM102 44V43H101ZM246 44V43H245ZM249 44V43H248ZM94 45V46H93ZM133 45H135L134 43H133ZM167 45V46H166ZM168 45L169 44H166V43H164L163 44V46L165 47L166 46V48L168 47ZM172 45V44H171ZM170 45V46H171ZM7 46H9V48L7 47ZM99 46V45H98ZM172 47V46H171ZM96 48V47H95ZM161 48V47H160ZM163 48V47H162ZM170 47H168L167 49H169ZM256 48V47H255ZM99 49H100V47H99ZM165 49V48H164ZM262 49V48H261ZM95 50V49H94ZM256 50V49H255ZM263 50V49H262ZM261 50V51H262ZM48 51V52H47ZM96 51H100V50H97V48H96V50L94 51V52H96ZM106 51V50H105ZM134 51V55H136V56H133V57H131V55H132V52ZM169 51H170V49H169ZM171 51H173V48H172V50ZM259 51V50H258ZM257 50L255 51V52H258ZM108 52V51H107ZM174 53H176V50L175 51H173ZM172 52V53H173ZM245 52H247V51H245ZM263 52V51H262ZM81 53V54H82ZM97 53H99V52H97ZM170 53V52H169ZM169 53H168V51H167V54H166V52H165V54L163 55V56H165V57H163L162 56V59H163V63H162V66H169L168 68H170V66H171V68L170 69H168L169 70V72H171L170 74H167L168 76H169V81H167V79L165 78V75H162L161 74V72H160V74L159 75H161V77H163L164 76V78H165V80H166V83L168 82V83H170L171 82V80L170 79H172L173 78V76H175L174 75V73H173V75H171L172 74V72H174L173 71V69L175 70V67H177V68H179L181 71H182V73L180 72V75H181V79L179 80L180 81V83L178 82V84L177 83H172V84H174V86H175V89H176V87L179 85V88H177V89H179L178 91H181V92H184L185 93V95L187 96H185V95H183V97H184V99H194L195 100V98L196 99H198V96L200 95V93L199 92H202V90L200 91V89L201 88H204V87H206V85L208 84V82H210L209 84L211 85V84H213L214 85V88H215V86L216 85H218L217 84V81L216 82H214V81H211L210 80V76H209V74H206L205 72L204 73H200L199 71H195V72H192L191 71V73H189V71H188V69H187V64L185 63V61H183V59L181 58V56H178V55H174V53H173V55L171 56V55H169ZM259 53V52H258ZM257 53V54H258ZM71 54V55H72ZM88 54H90V53H88ZM108 54V53H107ZM261 54V53H260ZM260 54L258 55V58H259V56H260ZM263 54V53H262ZM261 54V56H260V58L261 57H263V55ZM83 55L82 56H79V58H81V57H83ZM159 55V54H158ZM167 55V56H166ZM200 55V54H199ZM198 55V56H199ZM246 56H247V54H245ZM88 56V55H87ZM89 56H91V55H89ZM88 56V57H89ZM97 56V55H96ZM104 56V58H106L105 57V54L103 55ZM113 56V57H114ZM193 56H194V54H193ZM53 57L54 58H57V59H59L58 60V63H57V61H56V63H57V65L54 63V66H53V68L51 69V71L49 72V70H46V66H48V64H50L51 62H52V60L49 62V60L50 59H53ZM72 57V56H71ZM247 57H249V56H247ZM78 58V57H77ZM87 58V57H86ZM100 58H103V57H100ZM103 58V59H104ZM258 58H256L257 60H258ZM83 59H84V57H83ZM112 59V58H111ZM134 59V60H135ZM263 59H264V57H263ZM263 59L262 60H258L257 61V64H260L262 61H263ZM158 60V59H157ZM156 60V61H157ZM160 60V59H159ZM12 61H14V62H16L17 63V65L21 68V70H26L25 72H27L26 73V75H24V76H21V78H20V76H19V78L18 79H9V77H11V74H12V71H15V70H13V67H12V65H11V62ZM84 62H85V60H83ZM82 61V62H83ZM49 62V63H48ZM75 62H77L76 60H75ZM81 62V63H82ZM83 62V63H84ZM87 62V64L89 63L88 61H86ZM251 62H254V61H252V60H249V64L251 63ZM78 64H79V62H77ZM112 63V62H111ZM140 62H138V64H139ZM143 63L141 64V65H143ZM157 63V62H156ZM137 64V63H136ZM172 64L174 65V67H172ZM242 64H243V62H242ZM253 64V63H252ZM251 64V65H252ZM256 64V63H255ZM253 65L254 67V69H256V65ZM51 65V64H50ZM74 65H75V63H74ZM145 65H143V66H145ZM239 65H240V62H239ZM264 65V63L261 65V66H263ZM138 66V65H137ZM137 66H135V67H137ZM234 66V65H233ZM242 66V65H241ZM55 67V68H54ZM140 67V66H139ZM226 67V66H225ZM160 69H161V67H159ZM164 68V67H163ZM233 68H235V67H233ZM232 68V69H233ZM15 69V68H14ZM46 70V71H48L49 73H45V72H43V70ZM54 69V70H53ZM107 69V68H106ZM167 69V68H166ZM227 69H228V67H227ZM242 69H244L243 67H242ZM247 69V68H246ZM260 69V68H259ZM263 69V68H262ZM158 70V69H157ZM177 70V69H176ZM175 70V71H176ZM229 70H230V68H229ZM251 71H253L252 69H250ZM108 70H105V72H107ZM194 71V70H193ZM233 71H235V70H233ZM240 71V70H239ZM166 72H168V71H166ZM209 72V71H208ZM207 72V73H208ZM223 72V71H222ZM226 72V71H225ZM244 72H245V70H244ZM243 72V73H244ZM262 72V73H261ZM44 73V74H43ZM107 73V74H108ZM193 73H194V77L197 75V78L198 79H195V80H197V82L195 81V83H194V81L192 82V80L190 79V77H193V76H191V75H193ZM255 73V72H254ZM123 74V75H122ZM132 74H134L133 72H132ZM191 74V75H190ZM196 74V75H195ZM226 74V73H225ZM235 74V73H234ZM239 74L241 75L242 73L241 72H239ZM261 74H263V75H261ZM10 75V76H9ZM13 75V74H12ZM145 75V76H144ZM171 75V76H170ZM189 75H190V77H189ZM221 75H223L222 73H221ZM220 75V76H221ZM230 75V74H229ZM239 75V76H240ZM247 75H248V73H247ZM247 75H246V77H247ZM256 75V74H255ZM257 75H259V76H257ZM257 77H255L254 75H252V78H253V83L252 84H254V85H252L253 87H251V91H252V88L254 89V92H259V87H261V86H259V84H260V81L261 80H263L262 78H263V76H264V72L261 70L260 71V73H257ZM9 76V77H8ZM16 76V75H15ZM158 76V75H157ZM228 76V75H227ZM231 76V75H230ZM233 76V75H232ZM255 78H254V77ZM8 77V78H7ZM117 77H119V76H117ZM132 77V76H131ZM172 77V78H171ZM104 78H106V77H104ZM103 78V80H106V79H104ZM114 78V77H113ZM163 78V79H164ZM196 78V77H195ZM109 79H110V77H109ZM130 79V78H129ZM158 79H160V78H158ZM220 79V78H219ZM36 81V80H39V81H41L42 83H43V85L41 86V87H39L38 89H37V93L36 94H32V95H34V97H33V99L31 100V99H29L30 101H27L28 100V97H32V96H28V93L26 92L27 90H29L31 87H30V85L32 84V81ZM102 80V81H103ZM177 80V79H176ZM241 79L239 78V81L238 82H236L235 84H234V87H235V90H227L226 91V93H225V91L224 92H222L221 94H219L220 93V90H219V85H218V87L216 86V89H218V91H219V93H218V91L215 89L214 91H215V93H216V91H217V94H213L214 95V97L212 98V99H209V100H206V102H203L202 103V105L204 106L205 105V107H207V106H211L212 105V107H210V109L208 110V111H212L213 112V114H211L210 113V115H214V113L215 112H217V110L216 109H218V108H221V107H225V110H224V108L223 109H221L222 110V112H220L219 110V119H218V121H217V123L218 124H216V125H213V127L215 126V128H214V135H216V136H221V137H225L224 139L222 138L221 140L224 142V141H226V139L228 140V139H230L231 137H237L235 140H234V142L236 143V144H238V143H240L239 144V149L240 148H242L243 149V153H245L246 152V154H247V161H246V164H245V166H248L250 163L248 162L249 160H251L252 158L253 159H255L256 160V158H258V157H256V156H260V154L259 155H254V157H253V153H254V151L255 152H257L256 150H254V149H256V148H258L259 146H256L255 147V145H254V143H256V142H253V141H256L255 139H253V138H251L252 140V143H251V141H250V139H249V130L252 128V126H253V128H254V126H255V124H254V122H255V120H253L254 118L253 117H256L255 119H257L258 120V118L257 117H259L260 116V114H262L263 116H264V104L261 106V113H259V115H254V113L255 112H251V110H250V108H249V105H248V101H247V97H248V94H247V88H245L244 86V83H242L241 81H240ZM34 81V82H35ZM135 81H136V78H135ZM135 81L133 80V82L135 83ZM153 81V80H152ZM151 81V82H152ZM101 82V81H100ZM128 82H130V81H128ZM160 82H162V81H160ZM159 82V83H160ZM164 82V81H163ZM207 82V83H206ZM263 81H261V83H262ZM102 83H104V81L102 82ZM215 83V84H214ZM28 84H29V86H28ZM148 84H151V83H148ZM221 84V83H220ZM103 85V84H102ZM101 85V86H102ZM154 85H155V87H156V85L157 84H155L154 82H153V88H155L154 87ZM167 85V84H166ZM171 86V84H168V86ZM250 85H251V83H250ZM100 86V87H101ZM127 86H128V84H127ZM130 86V85H129ZM167 86V88H166V91H164L165 93H166V95L168 94V89L169 88H171V87H168ZM207 86H209V85H207ZM221 86V85H220ZM243 86V87H242ZM264 86V85H263ZM262 86V87H263ZM27 87V88H26ZM34 87V86H33ZM226 87V86H225ZM228 87V86H227ZM242 87V88H241ZM68 88H70V89H68ZM96 88V87H95ZM211 88V87H210ZM213 88V87H212ZM213 88V89H214ZM221 88H222V86H221ZM238 88H240V89H242V91L240 90V91H238V93H239V96H237L238 98H239V100H238V105L235 107V105H234V97H236L235 96V93H237V90L236 89H238ZM243 88H244V90H243ZM25 89V92H22L21 90H24ZM32 89H36V88H32ZM31 89V90H32ZM68 89V90H67ZM149 90V92H150V88L148 87V88H146L145 90ZM163 89V88H162ZM161 89V90H162ZM264 89V88H263ZM163 90H165V89H163ZM210 90V89H209ZM212 90V89H211ZM210 90V91H211ZM33 91H35V90H33ZM170 91H171V89H170ZM213 91V90H212ZM222 91H223V89H222ZM261 91V90H260ZM132 92V91H131ZM145 94H146V92L147 91H143ZM148 92V93H149ZM160 92V91H159ZM180 92V93H181ZM204 93H203V95L204 94H207L208 92H205V90L203 91ZM262 92V91H261ZM30 93V92H29ZM70 93V94H69ZM136 93V92H135ZM134 93V94H135ZM161 93H163V92H161ZM161 93H160V95H161ZM165 93H163V96H164V94ZM171 93H174V92H170V94ZM179 93V94H180ZM183 93V94H184ZM212 93V92H211ZM214 93V92H213ZM224 93H225V95H224ZM238 93L236 94V95H238ZM260 93V92H259ZM259 93H258V95H259ZM74 94L77 96V98H73L74 97ZM145 94H142L141 95V98L143 97V96H145ZM182 94V93H181ZM261 95H262V93H260ZM147 95V94H146ZM172 95H175V93L174 94H172ZM152 96V95H151ZM69 97V96H68ZM148 98H149V96H147ZM160 97V96H159ZM236 97V98H237ZM262 97V96H261ZM162 98V97H161ZM164 98V97H163ZM169 99V98H168ZM167 99V100H168ZM170 99H172V98H170ZM183 99V102H182V105H183V103H184V101H186V100H184ZM65 100H66V98H65ZM139 100V99H138ZM137 100V102H141L140 100L138 101ZM152 100V99H151ZM159 100V99H158ZM166 100V101H167ZM46 101V100H45ZM153 101V100H152ZM55 102H57V103H55ZM145 102L146 103H148V104H150V106L152 105V103H149L150 101L149 100H145ZM21 103V104H22ZM50 103V104H51ZM76 102H74L73 101V103L72 104H75ZM169 102H167V104H168ZM190 103V102H189ZM41 104V105H40ZM166 104V103H165ZM165 104H164V106H165ZM215 104V105H214ZM140 105H143V104H140ZM181 105V106H182ZM215 106V108H213L214 106ZM217 105H218V107H217ZM41 106V107H40ZM72 106V105H71ZM70 106V107H71ZM146 106V105H145ZM144 106V107H145ZM149 106V105H148ZM202 106V107H203ZM139 107H141V106H139ZM153 107V106H152ZM189 107V106H188ZM187 107V108H188ZM201 107V104L198 106V110L200 111V108L201 109H205V107H203L202 108ZM80 108V109H79ZM187 108L185 109V111L187 110ZM213 108V109H212ZM5 109V108H4ZM8 109H10V108H8ZM59 109H62V108H60L59 107ZM169 108H166V110L164 109V111L166 112L167 110H168ZM195 109H197V108H195ZM203 109V110H204ZM215 109V110H214ZM19 110V109H18ZM39 110V112H41ZM45 110V109H44ZM142 110V108L140 109V111ZM174 110V109H173ZM172 110V111H173ZM180 110V109H179ZM56 111V113H57V116H58V114L60 115V116H62L61 114H60V112L59 111H57V110H55ZM145 110H143V112H144ZM177 111V110H176ZM185 111H184V113H185ZM196 111V110H195ZM215 111V112H214ZM17 112V111H16ZM20 112V113H21ZM175 112V111H174ZM193 112H194V109H193ZM239 112H240V114H239ZM38 113V112H37ZM145 113V112H144ZM196 113L197 114H201V111L198 113L197 111H196ZM254 115H252V114ZM128 114V115H129ZM182 114H183V112H182ZM193 113H191V111H190V116L189 117H191V118H193L192 116H194V115H192ZM195 114V113H194ZM218 114V113H217ZM243 114V117H241V115ZM255 114H257V112L255 113ZM18 115V114H17ZM39 115V114H38ZM38 115H36V117L37 118H39V116ZM47 115H55V113H53V114H47ZM189 115V114H188ZM192 115V116H191ZM261 115V117H263ZM10 116V115H9ZM9 116H5V117H7V118H9V119H4L5 117L0 113V123H1V121L3 120H7V122L6 123H9V124H7V125H5V126H3V127H5V130L4 131H2V133L0 134V146H2L3 147V149H4V152H3V154L4 153H6V154H4V155H6V156H8L9 154L11 155V156H15L16 154H18V152H20L21 150H17L18 149V145H17V143H16V146H15V148H14V144H15V142H14V140L18 137V136H16V134H15V132H18L19 134L21 133V128H22V123H21V125H18V124H20V122H18L17 123V125L18 126H16L17 127V129L19 130V131H15L14 132V129H16L15 128V125H16V122L14 121V119L13 118H10ZM57 116L55 115L54 117H56L57 118ZM60 116H58L59 117V119H58V122L61 120V117ZM146 117H147V115H145ZM144 116V117H145ZM186 116V115H185ZM198 116V115H197ZM196 116V117H197ZM218 116V115H217ZM250 116V117H249ZM62 117H64V116H62ZM71 117V118H72ZM138 117V116H137ZM143 117V116H142ZM181 117V116H180ZM188 117V116H187ZM199 117V116H198ZM197 117V118H198ZM248 117L250 118V119H248ZM260 117V118H261ZM65 118V117H64ZM100 118H105L106 119V121H105V123H104V128L103 129H100L99 128V124H96V125H99V126H96L95 125V120H96V122H97V120L99 119L100 120ZM190 118V119H191ZM196 118V119H197ZM214 118V117H213ZM217 118V117H216ZM51 119V118H50ZM55 119V118H54ZM147 119V118H146ZM189 119V118H188ZM65 120H67L66 118H65ZM153 120V119H152ZM151 120V121H152ZM177 120H180L179 118L177 119ZM48 121V123L47 124H45V126L43 125V123H41V125H43L44 127L43 128H45L46 127V125H47V128L48 127H50V125L52 126V123H53V121H49V120H47ZM46 121V122H47ZM147 121V123H148V120H146ZM150 121V122H151ZM154 121V120H153ZM250 121V122H249ZM251 121H252V123H251ZM44 122V121H43ZM45 122V123H46ZM55 122V121H54ZM67 122H68V120H67ZM67 122H66V124H67ZM71 122V123H72ZM155 122V121H154ZM212 122V121H211ZM262 123V125H261V134L259 133V135H258V137H260V139H263V143H264V117H263V120L261 121ZM35 123H39V122H36L35 121ZM51 123V124H50ZM60 123H61V121H60ZM64 123V122H63ZM63 123H61V124H63ZM72 123V124H73ZM100 123L101 124H103V122H102V120H100ZM146 123V122H145ZM169 123V122H168ZM168 123H166V124H168ZM206 123V122H205ZM32 124V123H31ZM49 124V125H48ZM61 124H60V126H61ZM144 124V123H143ZM173 124H176L175 122L174 123H172V125ZM252 124H254V125H252ZM40 125V126H41ZM74 125V124H73ZM77 125V124H76ZM131 125L133 126V127H135V128H131ZM145 125V124H144ZM147 125V124H146ZM170 126L169 125V131H171L173 128L172 127H174V125L173 126ZM184 125V124H183ZM250 125H252V126H250ZM1 126H2V124H1ZM63 126V125H62ZM61 126V127H62ZM203 126V125H202ZM54 127V129H57L58 128V126L57 127H55V125L53 126ZM60 127V128H61ZM98 127V128H97ZM171 127V128H170ZM1 128V127H0ZM59 128V129H60ZM65 128H68V126L67 127H65ZM202 128V127H201ZM53 129V128H52ZM51 129V130H52ZM53 129V130H54ZM61 129H63V131H64V128L62 127ZM60 129V130H61ZM171 129V130H170ZM45 130H46V128H45ZM68 130H69V128H68ZM82 130L84 131V129L82 128ZM186 130V129H185ZM43 131H44V129H43ZM86 131V130H85ZM189 132V130L187 129L186 130V132ZM212 131V132H213ZM258 131H259V129H258ZM37 132V131H36ZM141 132H143V130L141 131ZM177 132V131H176ZM181 132V131H180ZM17 133V135H19ZM47 133H49V131L47 132ZM61 133V132H60ZM68 133V132H67ZM67 133H65V134H67ZM81 133H82V131H81ZM162 133H164V132H162ZM168 133V132H167ZM56 134V133H55ZM64 134V133H63ZM153 134V133H152ZM158 134V133H157ZM169 134V133H168ZM250 134H251V132H250ZM71 135V134H70ZM70 135H68V138L70 137ZM156 135V134H155ZM167 135V134H166ZM257 135V134H256ZM53 136V135H52ZM66 137H64V138H67V135H65ZM153 136H154V134H153ZM159 136V135H158ZM49 137H50V135H49ZM48 137V138H49ZM53 137H55V135L53 136ZM62 137V136H61ZM74 137V136H73ZM135 137V136H134ZM179 137L180 136H174L173 137V139L175 138V141L178 143V144H182V139H181V141H180V139H179ZM220 137V138H221ZM20 137H18V139H19ZM41 138V137H40ZM59 138V137H58ZM71 138V137H70ZM70 138H69V140H70ZM75 138H76V135H75ZM154 138V137H153ZM163 138H166L165 136H163ZM182 138V137H181ZM217 138V137H216ZM215 138V139H216ZM39 139V138H38ZM55 139H56V137H55ZM54 139V140H55ZM127 139V140H128ZM155 140H157L156 138H154ZM168 139V138H167ZM196 139H198V138H196ZM219 139V138H218ZM67 141H68V139H66ZM75 140V139H74ZM109 142H108V141ZM126 140V139H125ZM124 140V141H125ZM127 140H126V143H128L127 142ZM128 140V141H129ZM151 141V145L155 142H153L152 143V140H151V136L148 134V133H146V131L145 132H143V145L145 144V143H147L148 141ZM16 142H17V140H15ZM49 141V140H48ZM119 141V142H120ZM123 141V140H122ZM165 141V140H164ZM163 141V142H164ZM66 142V141H65ZM72 142V140L69 142V143H71ZM114 142V141H113ZM112 142V143H113ZM118 142V141H117ZM201 142V141H200ZM229 142V141H228ZM238 142V143H237ZM45 143V142H44ZM105 143H108V144H105ZM122 143V142H121ZM128 143V145H130ZM165 143V142H164ZM163 143V144H164ZM195 143H198V142H196L195 141ZM194 143V144H195ZM202 143V142H201ZM176 144V143H175ZM199 144V143H198ZM197 144V145H198ZM203 144V143H202ZM261 144V143H260ZM66 147H67V145H70V144H68V142L66 143V144H64ZM115 145V144H114ZM154 145H155V143H154ZM183 145V144H182ZM220 146L222 145V144H219ZM19 146H21V145H19ZM59 146V145H58ZM65 146H63V147H65ZM71 146V145H70ZM116 146V145H115ZM114 146V147H115ZM132 147H134L133 145H131ZM164 146V145H163ZM177 146V145H176ZM194 146V145H193ZM195 146H196V144H195ZM25 147V146H24ZM49 147V146H48ZM65 147V148H66ZM128 147V146H127ZM126 147V149L128 150V148ZM160 147H162V146H160ZM181 147V146H180ZM219 147V146H218ZM224 147V146H223ZM26 148V147H25ZM25 148H24V150H22L21 151V153L19 154V155H23V152H25L26 150H27V148H26V150H25ZM108 148V147H107ZM107 148H106V150H107ZM121 148V147H120ZM119 147L117 148L118 150H120V151H122V155L124 156V151L126 152V149L124 150L123 148V150H121ZM163 148V147H162ZM151 149V148H150ZM164 150H165V146H164V148H163ZM182 150H184L183 148H181ZM218 149V148H217ZM71 150V151H72ZM152 150H154L153 148H152ZM157 149H155V151H156ZM163 150V152L161 151V149L159 150L158 149V151H156V153H154V154H157L156 156H155V160H156V164H158V163H161V162H164V164L163 163H161V165L163 164V166H164V168H163V166H162V168L161 169H163L162 171H164V170H166V175L165 176H163L162 178H164V180L165 179H167V181L165 180V182H167V184L172 180V179H170V175H172V166H173V161H175L174 160V154H172L171 155V153H170V155L166 158V156H165V158L163 157V154H165V151ZM187 150V149H186ZM203 150V149H202ZM18 151V152H17ZM31 150H29L28 152H30ZM65 151V150H64ZM112 151H113V149H112ZM119 151V152H120ZM188 152L190 151V150H187ZM218 151L220 152V150L218 149ZM241 150H239V152H240ZM245 151V152H244ZM27 152V151H26ZM35 152L36 151H31V153L30 154H33L32 156L31 155H29V158H31V157H35ZM72 152V153H73ZM106 152V151H105ZM214 152H217V151H214ZM213 152V153H214ZM261 152H264V150L263 151H261ZM261 152H259L258 151V153H261ZM7 153H9V154H7ZM72 153H69V157L70 156H72L71 154ZM112 153V152H111ZM116 153V152H115ZM121 153V152H120ZM127 153V152H126ZM184 153V152H183ZM183 153H182V155H183ZM201 153V152H200ZM237 153V152H236ZM3 154L1 155V157L3 156ZM29 154V153H28ZM59 154V153H58ZM185 154V153H184ZM256 154V153H255ZM80 155H79V158L78 159H82L81 157H80ZM101 155V156H100ZM128 154H126V156H127ZM138 155V154H137ZM200 155V154H199ZM212 155V154H211ZM237 155H238V153H237ZM100 156V157H99ZM153 156V155H152ZM181 156V155H180ZM184 156H186V155H184ZM210 156V153H209V155L207 156V157H209ZM213 156V155H212ZM214 156H217V154H214ZM224 156V155H223ZM222 156V158L224 159V158H227L226 156H224L223 157ZM236 156V154L234 155V157ZM40 158L41 157H43V155H41V156H39ZM68 157V156H67ZM66 157V158H67ZM90 157V159H91V156H89ZM115 158H116V155L114 156ZM118 157V156H117ZM120 157V156H119ZM183 157V156H182ZM242 157V156H241ZM256 157V158H255ZM12 158V157H11ZM98 158H97V160H98ZM126 158V157H125ZM142 158H144V157H142ZM213 158V157H212ZM221 158V159H222ZM261 158V157H260ZM32 159V158H31ZM30 159V160H31ZM42 159V158H41ZM40 159V160H41ZM45 159H46V157H43V163H45ZM117 159V158H116ZM120 159V158H119ZM154 159V158H153ZM164 159H166V160H164ZM216 159V158H215ZM229 159H231V158H229L228 157V160ZM242 159H244V158H242ZM259 159V158H258ZM262 159V158H261ZM138 160V159H137ZM143 160H145V159H143ZM227 159H224V162L226 161V164H227V161H228ZM233 160V159H232ZM234 160H235V158H234ZM234 160H233V162H234ZM31 161H33V159L31 160ZM49 161V160H48ZM93 161V160H92ZM109 161V160H108ZM262 161V165L261 166H259V167H257L256 169H254L253 170V168L251 169V167H250V170H252L254 173L253 174H256L257 176H258V174L259 173H261V172H263L262 170L264 169V155H263V159L261 160ZM77 162H79V161H77ZM81 162H82V160H81ZM233 162H232V164H233ZM242 163L244 162L243 160L241 161ZM240 162V163H241ZM248 162V163H247ZM251 162H253V161H251ZM260 162V161H259ZM93 163V162H92ZM99 163V162H98ZM112 163V162H111ZM138 163V162H137ZM136 163V164H137ZM140 163V162H139ZM237 163V162H236ZM241 163V166L243 167V165L244 164H242ZM245 163V162H244ZM59 164H60V161H59ZM96 164H97V162H96ZM126 164V163H125ZM175 164V163H174ZM231 163H229V161H228V167L230 166V165H232ZM50 165H52V164H50V163H48V165H47V168H46V165H43V167L45 168H43V167H40V168H43L44 170H43V173L42 172H40V173H42L43 175H45V174H48L47 176H49V173L50 172H48V171H51V166ZM223 165H225V164H223ZM234 165H236V164H234ZM256 165V164H255ZM48 166H50V170H48L49 168H48ZM91 166V165H90ZM138 166V165H137ZM156 166H158V165H156ZM139 167V166H138ZM137 167V168H138ZM154 167H155V165H154ZM160 167V166H159ZM241 167V168H242ZM174 168V167H173ZM230 168V167H229ZM236 168H238V165H236ZM139 169H141V167L139 168ZM153 169V168H152ZM40 171H42L41 169H39ZM38 170V171H39ZM48 170V171H47ZM194 170H195V168H194ZM221 170V169H220ZM223 170V169H222ZM226 170V169H225ZM228 170V169H227ZM249 170V169H248ZM83 171V170H82ZM140 170H138V172H139ZM197 171V170H196ZM230 171V170H229ZM229 171H227V173L229 172ZM240 171V170H239ZM48 172V173H47ZM55 172H56V170H55ZM165 172V171H164ZM174 172V171H173ZM17 173H18V171H17ZM37 173V172H36ZM70 173V172H69ZM163 173V172H162ZM240 173V172H239ZM242 173H243V171H242ZM242 173H240V175L242 174ZM42 174L40 175V176H42ZM56 174V173H55ZM54 174V175H55ZM165 174V173H164ZM16 175V174H15ZM149 175H150V173H149ZM154 175V174H153ZM163 175V174H162ZM212 175V174H211ZM236 175V174H235ZM234 175V176H235ZM46 176V175H45ZM44 177V178H47V179H49V177ZM57 176H58V174H56L55 175V177L53 178V179H56L57 178ZM152 176V175H151ZM175 176H176V174H175ZM247 177V175H245L244 174V178L243 177H241V178H239V180H238V178L236 179V180H238V181H235V183H236V185L235 186H233V184L232 185H228V186H230V187H228V188H226L225 190H224V192H222V194H219V195H217L216 193H215V195H217V196H214L213 194L214 193H212L210 190L211 189H208L207 188V186L205 187L204 185H199V184H197L196 186L197 187H200V188H198V189H200V191L199 190H197V194L196 195H198L197 196V198H192L193 199V201H194V199H195V201H194V203L196 202V204H195V206L197 205L198 206V211H200V213H201V216L202 215H204V216H206V217H208L209 215H212L211 217L212 218H216V217H218V216H220V218L222 217V219H228L227 217H226V214H225V217L223 218V216H224V214H223V211H224V208L225 207H227V206H229V200H230V197L231 196H235L236 195V193H238V192H244V193H242V195L241 196H243L244 197V199L247 197V200L249 199L248 197V195L246 196V194H251L252 193V187H251V182L249 183L250 184V187H249V185H247V183L249 182L247 179H246V177ZM15 177V176H14ZM43 177V176H42ZM148 177V176H147ZM147 177H145V178H143V179H146ZM173 176H171V178H172ZM233 177V176H232ZM236 177H238V175L236 176ZM127 178V177H126ZM251 178V177H250ZM257 178V177H256ZM47 179H46V181H47ZM128 179H129V177L125 180V178H123V179H118V181L120 182L121 180V183L123 182V180L124 181H126V183H127V186H128V184L130 185L131 184V186H132V184L135 182H131V183H128ZM132 179V178H131ZM170 179V180H169ZM173 179H176V178H174L173 177ZM264 179V178H263ZM15 179H13L12 178V181H14ZM56 180H58V178L56 179ZM56 180H53V181H50V179L48 180V182L50 181V182H53V183H50L49 182V184H51L50 185V188H51V190H52V188L54 187L55 188V186L57 185V183H58V181H56ZM142 180V179H141ZM147 180V179H146ZM148 180H152L153 181V177H152V179H148ZM169 180V181H168ZM233 180V179H232ZM256 180V179H255ZM254 180V181H255ZM19 181V180H18ZM56 182V184H54L55 182ZM118 181H116L117 183H118ZM150 182V184H152V183H154L155 181H153V182ZM174 181H176V180H174ZM173 180L170 182V183H172L173 184V182H174ZM20 182V181H19ZM18 182V183H19ZM145 182V180L143 181V183ZM148 182V181H147ZM194 182V181H193ZM13 183H14V185H13ZM13 183H10V184H12L13 186H15V182H13ZM21 183V182H20ZM125 183V182H124ZM124 183H122V184H120V186L121 185H123ZM59 184H60V182H59ZM111 184V183H110ZM139 184V183H138ZM174 184H175V182H174ZM173 184V185H174ZM262 184V183H261ZM144 185H145V183H144ZM162 185V184H161ZM165 185H166V183H165ZM164 185V188L166 187ZM59 186H61V185H58V188H59ZM253 186V185H252ZM18 187H19V184H18V186H17V191H18ZM62 187V186H61ZM60 187V188H61ZM124 187H125V185H124ZM171 187V186H170ZM196 187V188H197ZM261 187V190H259V189H256L258 192H256V190H255V193H256V195H257V206H256V208L255 209H253V211H251V212H249V214H248V217L250 218V219H252V221H254V222H252V224H253V228H256L257 226H259V225H261L262 223L264 224V186H260ZM15 188H16V186H15ZM54 188H53V190H54ZM65 188V187H64ZM63 187H62V192L64 191V193H62V194H64L65 196L68 194L67 193V191L66 190H63L64 189ZM164 188H162V189H164ZM172 188H173V186H172ZM263 188V189H262ZM1 189V188H0ZM38 188H35V190L33 191V194L34 195H36V193H34L35 191L37 192L38 190L41 192V191H43V189L42 188H40V189H38ZM66 189V188H65ZM161 189V188H160ZM159 189V190H160ZM166 189V188H165ZM169 189V188H168ZM223 189V188H222ZM221 189V190H222ZM228 189V190H227ZM255 189V188H254ZM253 189V190H254ZM53 190H52V192L51 193H53ZM173 190V189H172ZM1 191V190H0ZM171 191V189H169L168 191H166V192H170ZM218 191V190H217ZM40 192H39V194L38 195H40ZM162 192V191H161ZM215 192V191H214ZM219 192V191H218ZM221 192V191H220ZM18 193V192H17ZM44 193H45V195H46V192H45V190H44ZM43 192H41V194H42V197L44 198V196H43V194H44ZM66 193V194H65ZM158 193V192H157ZM254 193V192H253ZM32 194V195H33ZM49 193H47V196H46V200H50V196H52V195H48ZM81 193H79V195H80ZM87 194V193H86ZM90 194H92V193H90ZM156 194V193H155ZM155 194H153V195H155ZM244 194H245V196H244ZM33 195V196H34ZM37 195V196H38ZM165 195H166V193H165ZM238 195V194H237ZM157 196H159V194H157ZM163 196V195H162ZM233 196V197H234ZM66 197H68V196H66ZM88 197H90L89 195L87 196V198ZM94 197V196H93ZM42 198V199H43ZM87 198H84V199H87ZM95 198V197H94ZM108 198V197H107ZM241 198V197H240ZM255 198V197H254ZM66 200L65 201H63L64 202V207L62 208L63 209V211L67 214V212H69V211H71L72 210V213H70V224L71 225H69L68 224V226H70L72 229V232H69V233H71V235H69V233H68V236L66 237H64L63 236V240H64V238H65V240L64 241H62V242H65L66 243V240H69L70 239V241H68L67 243V245L65 244V247L66 248H68L69 247V244H70V242L72 241L73 242V247L75 248V243H74V241L76 242V239H78V238H82V239H80V240H78V241H82L83 243H85L84 242V240L86 239V237H84V239H83V237H82V235H85L86 234V232L85 231H88L89 230V228H90V224H91V216L89 215V213L87 212V211H84L83 210V212L82 213H79V211L81 212V209H82V204H79L78 202H75V203H77V204H74L73 203V201L71 200V199H69V198H65ZM101 199H103V198H101ZM236 200V199H235ZM239 200V199H238ZM246 200V201H247ZM61 201H62V199H61ZM89 201V200H88ZM103 201V200H102ZM155 201V200H154ZM193 201H192V203L191 204H194L193 203ZM97 202V201H96ZM191 202V201H190ZM234 202V201H233ZM45 203V202H44ZM60 203V202H59ZM237 203V202H236ZM240 203V202H239ZM244 203H245V201H244ZM63 204V203H62ZM101 204V203H100ZM238 204V203H237ZM248 204V203H247ZM46 205H47V203H46ZM46 205H45V207H46ZM95 205H96V203H95ZM54 206V205H53ZM81 207V209L80 208H77L76 209V207ZM126 206V205H125ZM190 206H192V205H190ZM195 206H192V207H194L195 208ZM240 206H242V203L240 204ZM55 207H56V205H55ZM160 206H158L157 208L160 210V208H159ZM231 206H229V209H228V212L230 211V210H232V208H230ZM246 207H248L247 205H246ZM52 209H53V207H51ZM155 209L156 211H157V214H158V209ZM200 208V209H199ZM61 209V210H62ZM79 209V210H78ZM86 209V208H85ZM245 209V208H244ZM234 210H235V208H234ZM233 210V211H234ZM242 210V209H241ZM252 210V209H251ZM63 211H61L62 212V214L64 215L65 213L63 212ZM197 211V210H196ZM198 211H197V213H198ZM226 211V210H225ZM238 211H239V209H238ZM232 212V211H231ZM236 212V211H235ZM234 212V213H235ZM92 213V212H91ZM200 213H198V216H200ZM146 214V213H145ZM148 215H145V217H144V219L142 220L143 221V223H142V228L139 226V228H141V230H140V232L138 233V231H136L137 233H136V235H137V239H135V241L133 240V245L129 242V245L131 244V246H132V248H131V246H130V248L132 249V251L134 250V252L132 253V251H130L131 253H132V258L133 259H138L139 261H141L142 262V264H151L150 263V256H151V258H152V256L158 251V248H160V250L162 249V251H158V255L159 254H161L162 255V253H165L166 251H164V248H161L162 247V245L160 246V238L162 237V235H163V233L165 232L164 231V226L162 225L163 224V222H161V223H159L161 220H159V218L155 215V213H147ZM151 214H153V215H155V216H152ZM190 214V213H189ZM223 214V216H221ZM233 214V213H232ZM101 215V214H100ZM59 216H62V215H59ZM186 216V215H185ZM197 216V217H198ZM200 216V217H201ZM154 217H157V218H154ZM190 218L189 217V215L188 216H186V218ZM199 217V218H200ZM211 217H209V219L211 218ZM59 218V217H58ZM202 218V217H201ZM201 218H200V220H201ZM220 218H219V220H220ZM45 219V220H44ZM42 221H44L43 222V224H41L38 228H37V224H36V229H35V231H36V233L32 236V238H30L29 236V239H28V237L27 238H25V240H28L27 242H32L33 243V250L29 253L28 252V250L25 252L24 250V252H25V254H27L25 257H27V259H29V262L27 261V259L24 261V263L22 262L21 264H40L39 262H41V258H42V256H44L43 255V249L45 248V244H42V236H43V234H46V231H47V223L46 222H49L48 220L50 219H47V218H44ZM47 219V220H46ZM60 219V218H59ZM69 219V218H68ZM177 219V218H176ZM185 219V218H184ZM183 219V220H184ZM204 219H205V217H204ZM230 219V218H229ZM81 220H84V222L83 221H81ZM159 220V221H158ZM182 220V222H184L185 220H187V219H185L184 221ZM189 220V219H188ZM188 220H187V222H188ZM217 220H218V218H217ZM231 220H235V218H231L230 220H228V221H231ZM46 221V222H45ZM68 221V222H69ZM224 221V220H223ZM232 221V222H233ZM236 221L238 222V220H235L234 221V223L236 224ZM67 222V223H68ZM84 223V227H86L88 230H86L85 228H82L81 229V231H80V229H79V226H78V224L79 223ZM214 222H216V219L214 220ZM217 223H218V221H217ZM234 223H232V224H234ZM136 223H134V225H135ZM240 224V223H239ZM238 223H237V225L238 226H240ZM39 225V224H38ZM67 224L65 223V226H66ZM214 225V224H213ZM219 225H221V224H219ZM219 225H217L216 223H215V226H209L211 229L212 228H214L215 227V229H217V228H220V226ZM237 225H234V226H237ZM51 226V225H50ZM217 226H219V227H217ZM224 226V225H223ZM223 226H221V231L222 232H219V233H221V235H222V233H224L225 234V232H224V230H225V228L227 227H230L231 225L229 224L228 226H226L225 225V228L223 227ZM135 227H137V226H135ZM134 227V228H135ZM209 227H208V229L206 230L205 229V231H208V230H211V229H209ZM243 226H241V228H242ZM34 228V227H33ZM69 228V227H68ZM116 228V227H115ZM196 228H198V227H196ZM224 228V230H222ZM236 228H238V227H236ZM236 228H234V227H232V229H236ZM240 228V229H241ZM263 228H264V225H263ZM83 229H85L84 231H83ZM117 229H118V227H117ZM173 229V228H172ZM214 229V230H215ZM232 229H230V231L232 230ZM70 230V231H71ZM151 230H154V231H156L157 233V236H155L156 238H153L154 236H153V234H150L151 233ZM174 230V229H173ZM178 230V229H177ZM193 230H196V229H194L193 228ZM201 229L200 228H198V233H201V232H203V231H201V232H199ZM213 230V229H212ZM211 230V231H212ZM246 230V229H245ZM250 230V229H249ZM264 230V229H263ZM67 231V230H66ZM85 232V233H83V232ZM130 231H133V230H130ZM176 231V230H175ZM179 231V230H178ZM184 230H182V232H183ZM188 231H189V229H188ZM187 231V232H188ZM192 231V230H191ZM211 231H208L209 232V234L211 233V236H212V232ZM226 232H228V230H225ZM229 231V233H228V236L226 235H224V237H226V240L227 241H225L226 243H228V238H229V246H230V244H231V246H233V250L234 251H231L232 253L230 254V256H226V255H224V254H222V253H219V255H217L216 254V256H213L214 254H212V257H211V255L209 256L210 258H206L207 259V261L205 260V263H203V261H201V259H200V256H196V258H194V260H193V264H221L224 260H227V262H226V264H242V262H241V260H240V253H241V247L242 246H240V247H238V242H237V244H235V241H232V239H230L231 238V236L230 235H232L231 233H234V230H232V232H230ZM239 231V230H238ZM241 232V234H244V228H243V231L242 230H240ZM248 231V230H247ZM251 231V230H250ZM253 231V230H252ZM257 231V229L255 230V232ZM40 232H42V236H40L41 235V233ZM54 232V231H53ZM82 232V233H81ZM89 232V231H88ZM87 232V233H88ZM118 232V231H117ZM153 232V231H152ZM172 232V231H171ZM215 232V231H214ZM243 232V233H242ZM38 233L40 234L39 236H38ZM90 233H91V230H90ZM86 234L85 236H88V237H92V234H93V232L91 233V234ZM124 233V232H123ZM153 233H155V232H153ZM189 233H191V232H189ZM197 233V234H198ZM205 233H207V232H205ZM217 233V232H216ZM239 233V232H238ZM239 233V234H240ZM247 233V232H246ZM254 233V232H253ZM257 233V235H258V232H256ZM118 234V233H117ZM128 234V232L125 234V235H127ZM129 234H130V232H129ZM135 234V233H134ZM171 234V233H170ZM175 234V233H174ZM188 234V233H187ZM196 234V233H195ZM196 234V235H197ZM209 234L207 233V234H202L201 233V235L203 236V238H202V240H205V244L206 245H211L210 247H213V249H214V247L216 246H212V245H214V244H217V242L216 241H218L219 240V238H218V240L216 239V241H214V239L216 238V236H215V238L214 239H212V238H210V236H209ZM260 234V233H259ZM90 235V236H89ZM119 235H120V233H119ZM152 235V236H151ZM196 235H195V237H196ZM198 235H200V234H198ZM200 235V236H201ZM215 235V234H214ZM218 235V234H217ZM236 235V234H235ZM235 235L234 236H232V237H235ZM254 235H256L255 233H254ZM256 235V236H257ZM121 236V235H120ZM173 236V235H172ZM175 236V238H176V236H177V240L179 239L178 238V236H180V234L178 235H174ZM183 236V235H182ZM237 236V235H236ZM258 236H260V235H258ZM39 237H40V239H39ZM70 237V238H69ZM87 237V238H88ZM133 237V236H132ZM131 237V238H132ZM134 237H135V235H134ZM191 237V236H190ZM190 237H188V238H190ZM194 237V239H198V236H197V238H195ZM218 237H220V235L218 236ZM238 237H239V235H238ZM238 237H237V240H238ZM47 238V237H46ZM69 238V239H68ZM150 238L152 239H155V240H153L152 239V241H154L153 242V244L150 242ZM171 238H173V237H171ZM183 240H185V239H187V236L185 235V236H183V237H181ZM236 238V237H235ZM62 239V238H61ZM132 239H134V238H132ZM222 239H224V238H222ZM24 240V241H25ZM88 240H89V238H88ZM190 240V239H189ZM231 240V241H230ZM242 240V235H241V238H240V242H242L241 241ZM23 241V242H24ZM78 241H77V243L76 244H78ZM127 241V240H126ZM156 241V242H155ZM193 241V240H192ZM222 241V240H221ZM27 242H26V244H27ZM60 242V241H59ZM121 242V241H120ZM125 242V241H124ZM197 242V241H196ZM195 242V243H196ZM219 242V241H218ZM32 243L30 244V246L32 245ZM198 243V242H197ZM203 243H204V241H203ZM86 245H87V243H85ZM198 244H200V243H198ZM222 244H225L224 243V240H223V242H220L219 243V245H222ZM75 245V246H74ZM83 245V244H82ZM177 245H178V243H177ZM195 245H197V244H195ZM227 245V246H228ZM244 245V244H243ZM44 246V247H43ZM68 246V247H67ZM198 246V245H197ZM203 245L201 244V248L205 251L206 249H204L203 247H202ZM223 246V245H222ZM222 246H221V249H222ZM230 246V247H231ZM27 246H24V248H26ZM49 247V246H48ZM84 247V246H83ZM87 247V246H86ZM126 247H127V245H126ZM178 247V246H177ZM206 247H208V246H206ZM244 247V246H243ZM258 247V246H257ZM65 248V250H67ZM179 252L181 253V254H185V255H182L183 257L184 256H186V254H187V248H186V245L184 244H182V245H180L179 247ZM195 248L197 249V247L195 246ZM241 248V249H240ZM60 249H62V245H61V248ZM117 249V248H116ZM121 249H122V247H121ZM128 249V248H127ZM209 249V248H208ZM31 250V249H30ZM29 250V251H30ZM65 250H64V252H65ZM95 250H97V249H95ZM200 250V249H199ZM203 250H201V251H203ZM23 251H22V253H23ZM2 252V251H1ZM5 252V251H4ZM28 252V253H27ZM61 252H63L62 250H61ZM162 252V253H161ZM190 252V251H189ZM226 252V251H225ZM95 253H99V251L97 250V251H95ZM179 253V254H180ZM3 254V253H2ZM2 254L0 253V264H2L3 263V260L5 259V256L7 255V253H4V255L2 256ZM16 254V253H15ZM70 254V253H69ZM101 254V253H100ZM104 254V253H103ZM116 254V253H115ZM121 254V253H120ZM180 254V255H181ZM198 254H200V253H198ZM197 254V255H198ZM248 254V253H247ZM20 255H21V253H20ZM46 255V254H45ZM65 255V254H64ZM102 255V254H101ZM100 255V256H101ZM118 255V252H117V254H116V256ZM160 255V256H161ZM9 256V258L10 257H12V256H10V255H8ZM7 256V257H8ZM119 256V255H118ZM163 256V255H162ZM202 256V255H201ZM257 256L259 257V255L257 254ZM256 256V257H257ZM14 257V256H13ZM68 257H69V255H68ZM67 257V258H68ZM103 257V256H102ZM158 257V256H157ZM203 257H205V254L203 255ZM207 257V256H206ZM255 257V256H254ZM253 257V258H254ZM9 258H6L7 259V262L9 263L10 261L8 260ZM112 258V257H111ZM116 258V257H115ZM114 258V259H115ZM154 258H156V255H155V257ZM153 258V259H154ZM159 259H160V261H158L159 262V264H161L162 262V260L164 259V258H162V257H158ZM252 258V257H251ZM13 259V258H12ZM19 259V258H18ZM43 259H45V256H44V258ZM60 259V258H59ZM103 259V258H102ZM102 259H100L99 257H98V261L99 260H102ZM157 259V258H156ZM46 260H47V258H46ZM96 260V259H95ZM103 260H107V259H103ZM103 260H102V263H101V261H97L98 262V264L100 263V264H103ZM112 260V259H111ZM117 260V259H116ZM202 260H204V259H202ZM34 261V262H33ZM44 261V260H43ZM63 262H64V260H62ZM192 261V260H191ZM250 261V260H249ZM5 262H6V260H5ZM14 262V264H15V261H13ZM13 262H11V264L13 263ZM16 262H18V261H16ZM45 262H47V261H45ZM58 262H60L61 263V261H58ZM61 263V264H66V262H64V263ZM161 262V263H160ZM166 262H168L167 260H166ZM181 262V261H180ZM252 262H254V261H252ZM256 262V261H255ZM7 263V264H8ZM94 263V262H93ZM106 263H108V262H106ZM110 263H111V261H110ZM114 263V262H113ZM140 263V262H139ZM138 263V264H139ZM165 263V262H164ZM189 263V262H188ZM191 263V262H190ZM16 264H18V263H16ZM104 264H105V262H104ZM109 264V263H108ZM249 264H251L250 262H249ZM253 264V263H252Z\"/></svg>",
	"mask_w": 264,
	"mask_h": 264
}]
</instances>
